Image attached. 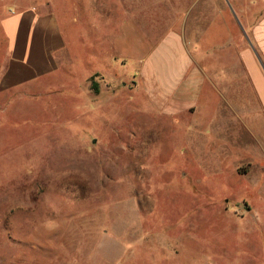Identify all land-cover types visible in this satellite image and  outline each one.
I'll use <instances>...</instances> for the list:
<instances>
[{
    "label": "rangeland",
    "instance_id": "374dc122",
    "mask_svg": "<svg viewBox=\"0 0 264 264\" xmlns=\"http://www.w3.org/2000/svg\"><path fill=\"white\" fill-rule=\"evenodd\" d=\"M53 2L70 52L0 90V264H264V114L242 65L248 50L264 76L249 37L264 0ZM47 3L0 0V78L4 17ZM197 26L222 86L166 117L148 55L173 30L194 53Z\"/></svg>",
    "mask_w": 264,
    "mask_h": 264
},
{
    "label": "crops",
    "instance_id": "0c3cea01",
    "mask_svg": "<svg viewBox=\"0 0 264 264\" xmlns=\"http://www.w3.org/2000/svg\"><path fill=\"white\" fill-rule=\"evenodd\" d=\"M91 2L96 6L99 0H91ZM53 6V0H48L45 11H39L38 6L33 4L31 7H22L15 15L4 17L2 22L9 45V60L0 78L1 91L13 90L51 76L59 69V55H67L70 52L67 36L59 25ZM192 30L191 43L196 45L194 53H189L186 49L185 34L173 30L169 34L170 38L163 37L158 48L147 58L151 62L154 55L159 52L154 62L160 63L168 71L167 81L165 78L162 81L158 79L156 85L147 88L146 92L154 97L157 110L166 117L178 118L184 112L193 110L198 94L206 81L214 88L222 86L221 71L222 69L225 71L224 68L219 67L215 70L204 67L203 63L209 60L210 56L203 52L200 45L202 29L197 26ZM249 37L251 46L264 58V18L250 29ZM242 55H244L242 58L244 71L252 78L258 90L259 111L263 115L262 70L254 61L250 51L246 50ZM97 72L103 74V71ZM257 78L261 80L262 85L257 83Z\"/></svg>",
    "mask_w": 264,
    "mask_h": 264
},
{
    "label": "trees",
    "instance_id": "16d2710c",
    "mask_svg": "<svg viewBox=\"0 0 264 264\" xmlns=\"http://www.w3.org/2000/svg\"><path fill=\"white\" fill-rule=\"evenodd\" d=\"M92 89L94 90L95 93H99V86L94 80L92 79Z\"/></svg>",
    "mask_w": 264,
    "mask_h": 264
}]
</instances>
